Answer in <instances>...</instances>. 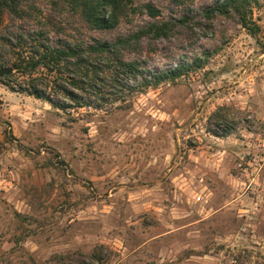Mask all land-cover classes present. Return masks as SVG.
<instances>
[{
  "label": "rangeland",
  "instance_id": "rangeland-1",
  "mask_svg": "<svg viewBox=\"0 0 264 264\" xmlns=\"http://www.w3.org/2000/svg\"><path fill=\"white\" fill-rule=\"evenodd\" d=\"M139 3L177 11L132 0L111 29L63 13L106 40L151 21ZM252 19L255 35L216 14L158 40L147 68H191L126 102L61 110L0 81V264H264V0Z\"/></svg>",
  "mask_w": 264,
  "mask_h": 264
},
{
  "label": "trees",
  "instance_id": "trees-1",
  "mask_svg": "<svg viewBox=\"0 0 264 264\" xmlns=\"http://www.w3.org/2000/svg\"><path fill=\"white\" fill-rule=\"evenodd\" d=\"M26 1L0 0V67H12L0 81L12 92H24L61 110L126 102V96L183 76L190 65L151 70L141 53L156 49L158 40L173 38L197 19L235 15L249 34L259 30L252 19L258 0H216L201 13L192 1L169 0L177 11L168 18H160V8L139 3L132 10L151 21L106 40L85 37L75 27L68 31L72 18L63 13L64 7L74 9L91 29H111L132 0H63L60 6L53 2L56 11L48 15H42L38 3L26 6ZM7 138L15 140L10 131ZM104 249L100 245L93 253L97 263ZM56 264L93 263L60 257Z\"/></svg>",
  "mask_w": 264,
  "mask_h": 264
},
{
  "label": "water",
  "instance_id": "water-1",
  "mask_svg": "<svg viewBox=\"0 0 264 264\" xmlns=\"http://www.w3.org/2000/svg\"><path fill=\"white\" fill-rule=\"evenodd\" d=\"M12 72V67L7 66V67H0V78L9 75Z\"/></svg>",
  "mask_w": 264,
  "mask_h": 264
}]
</instances>
